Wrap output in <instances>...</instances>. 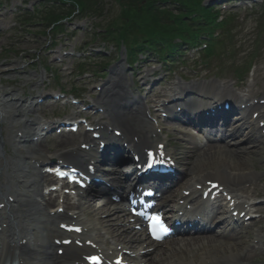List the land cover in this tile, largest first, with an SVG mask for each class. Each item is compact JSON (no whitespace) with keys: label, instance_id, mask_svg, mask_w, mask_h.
Listing matches in <instances>:
<instances>
[{"label":"bare ground","instance_id":"bare-ground-1","mask_svg":"<svg viewBox=\"0 0 264 264\" xmlns=\"http://www.w3.org/2000/svg\"><path fill=\"white\" fill-rule=\"evenodd\" d=\"M157 74L158 73H154L151 76L143 78L144 86L153 83L151 79ZM94 85H98L97 80H94ZM208 87H211V89H205L207 87L204 86L183 89L180 94L182 97L172 99L170 104H175V108L181 107L183 105L180 103L188 102V98L185 99L184 97L189 96V98H192L189 104L183 106V109L186 110V114L181 115L188 117L190 115L203 113V110H208L210 106L213 105V102L217 101L218 104L222 101V97L224 96H227L226 99L223 100L224 102L232 96L225 88L215 83L208 85ZM162 95L164 96V94ZM233 97H235V95ZM160 99L159 97L157 101L159 102ZM17 103L13 105L8 103L13 110L8 119L9 130L7 140L9 144L15 148L13 153L15 154L14 156L11 155L8 157L5 153V139L1 137L0 133V198L2 200L14 199V202L9 205L7 210L0 212V264L5 262L9 253L15 252L20 264H71L75 261H79L80 255L77 252V248L85 254L84 248H76L75 245L64 248L62 245L58 247L55 244L56 240L67 238V235L62 233L59 228L62 223L66 222L83 226L85 229L84 237L87 240L97 243L99 247H105L108 251H112L113 248L117 250L120 246L126 249L136 243L137 237L134 235L132 225L129 224L128 220L125 219L124 221H120L119 219V221H114L113 219V214L121 213L122 216H124L123 214L125 211L120 208H113L111 205L99 207L97 203L93 201L89 204L88 208H84V204H81L78 208L79 212L73 217H69L67 214L51 215V211L54 210L51 209L50 211L49 208H52L51 203L54 207L56 200H50L49 202L45 200L46 202H43L42 186L43 182L46 180V176L42 174L37 167L41 166L43 163L50 162L52 158L41 154V152H43L42 148L44 147L43 142L33 148L27 149V147H25L29 142V132L36 130L35 128H37L36 124L38 121H24L25 116L22 111H20ZM141 104L140 99H131L129 97V90L126 82L123 80L113 82L111 90L106 92L104 99L98 101V106L99 109L108 114V119H111V125L123 132L124 142L118 138L110 139L106 153H97L95 156V149H97L98 143L96 140H91L90 135L86 133L64 138L62 140V146L59 147H63V151H65L69 145L76 147L78 142L86 143L91 147L90 151H78V149L77 153L81 154V156L88 157L90 161L99 159L105 164H114V162L123 160V153L124 155L129 152L137 153L140 151V148L146 149L155 147L153 146V141L159 137L157 131L153 130V126L144 119L145 115L142 114L140 110ZM1 108L0 120L6 119L5 117L8 113L6 111L7 106H2ZM260 108L259 106H255L243 112L233 111L230 114L217 111L213 114V117H209V121L212 125L227 128L236 120V118L232 120L231 117L237 116V118L240 119V121L236 123L239 127L232 134V139L237 140V136L239 135L245 136L246 143L251 146V149L242 151L241 148H239V152L236 150L222 149L219 145L227 142L226 137L223 136L222 139H218L214 145L201 151V157L206 160H204L203 163L197 160V172L195 167L187 169L185 174L188 179L186 184L183 185L182 190L194 191L196 186H204L206 182L215 181L227 188L238 200L240 199L236 190L242 191L247 195V198L264 197V191L254 185L256 180L263 181L264 177H261L259 173H257L256 169L253 167V161L248 157L252 154L261 153V149L256 146L264 142V135L261 134V136L259 135L256 137L251 133L245 132V128L248 125H250V128L255 127L258 132H263L264 114H259ZM255 114H259L256 121L253 119ZM249 116H251V118H249ZM14 131L16 133L15 136ZM135 140H138V142ZM123 144H126L127 147L123 146ZM59 147L52 150H56ZM44 148L48 151L50 150L46 147ZM118 148H121V152L119 151L120 154L112 155L111 151ZM60 157L75 161L70 152L61 153ZM262 168H264V166H262ZM10 169H12L11 173ZM101 173L104 178H108L103 172ZM181 174L176 173L174 176L169 177L168 180L172 182L180 178ZM138 176L139 175L135 171L123 175L126 183L119 187L120 184L116 182V191L122 190L124 185L126 188H129L131 183L139 178ZM134 177H136V179L127 183V180H131ZM115 181H117V179H115ZM245 184H251L252 189L245 187ZM182 190L180 193L177 192L173 196L167 198L163 203L173 201L176 202L180 209H183L184 206L179 205V202L187 204L194 200V207L196 210L193 212L192 216L197 218V216L202 215L201 221H206L207 223L204 227H201V231L212 229L219 221V216L223 215L225 216L224 222L227 225L225 234H227V232L228 234L222 237H210L213 239L209 241L199 239L191 243L171 242L168 244V250H164L163 248L157 249L156 253L152 256L153 259L151 260V264H253V262L262 255L255 249L244 251L243 246H246L244 236L245 234H249L243 232L244 228H232L239 223H235L232 217H227L229 204L225 206L221 201L217 203H208L201 200L197 201L196 192H192L189 197H186L183 196ZM246 204L248 203H244L243 207L238 206L241 212L245 211L244 208ZM66 206L67 209L70 208L68 205ZM58 208L59 206L57 209ZM263 210L262 207H256L257 213L262 214ZM233 212L236 211L234 210ZM88 213L98 218L92 220L89 218ZM105 214H109V216L105 218L100 217V215ZM263 222L264 217L262 216L260 220H255L252 224L254 226H259ZM112 223L116 224L112 225ZM118 223H121L120 227ZM194 227L196 226L194 225ZM98 228H101L105 233L96 234ZM116 233H119V238L117 243L114 244L110 242V239L111 237H115ZM226 237H229V239H225ZM69 238L71 241L73 239V244H75V237L71 239L69 236ZM259 239L261 241L263 240L261 237L257 236L254 243ZM207 245H209V247H207ZM196 247H199V251L197 252L195 251ZM58 250H65V254L62 257L57 256L56 252H58Z\"/></svg>","mask_w":264,"mask_h":264},{"label":"rangeland","instance_id":"rangeland-1","mask_svg":"<svg viewBox=\"0 0 264 264\" xmlns=\"http://www.w3.org/2000/svg\"><path fill=\"white\" fill-rule=\"evenodd\" d=\"M218 1V0H217ZM216 0H208L207 5H211ZM112 3L114 1L112 0ZM111 3V4H112ZM111 4H109L108 9L111 14H109L108 18H106L105 23H109L111 20L117 18L120 14L119 6H113L111 8ZM34 4L30 6V11H33ZM23 4L20 0H4L3 3L0 5V81L3 82V85L0 84V87H6L8 89H22V92L18 94V98H22L23 102H27L31 100L32 102L35 101L34 98L39 96V92L44 95H49L51 93H59V90L62 89L64 92H68L74 85L78 87L84 88L88 82L98 79L99 83L97 87L92 88L90 86V91L86 94L87 101H94L98 100L100 97V93L98 92L99 87L102 85H107L106 83L112 79L113 76L105 77L104 79L100 78H81L76 80L77 77V70H76V62L75 58L71 56H66V54H70L73 51H77L81 46L84 45L83 41L85 40V31H79V34L76 35L77 37L74 39L64 38L62 44H59V49L57 51H49L51 49V40L49 37H38L36 34L39 33V29H31L32 35H30L29 31L24 28L20 27V20L18 18L24 14L23 12ZM102 21H100L101 23ZM97 21L91 20H75L74 24L72 25L79 27V29L87 28L91 30L95 24H98ZM74 30L73 28L71 31ZM74 32V31H73ZM63 38V37H61ZM60 38V39H61ZM99 41L96 43H91L93 45H97ZM106 48V47H104ZM115 50L112 47H107V52H112ZM116 51V50H115ZM57 52V54H55ZM60 52V54H58ZM117 54V51H116ZM179 63L174 67L165 68L159 63V59L153 57L148 64L143 67V75L141 78L137 79L131 74L127 69L121 75L124 81L127 82L128 85L132 87L131 92L140 88L143 85V77H146L151 72H160L159 77L157 78V84L155 85V90L152 92V96L155 97L156 95H160L161 92H166L165 97L170 100L169 95H171V89L175 86L178 82H180L183 78H188L193 76L197 73L205 74L209 73L207 71V67L201 66V57L200 55H195L193 52H189L186 54V57L183 59L177 60ZM63 62V63H61ZM55 64L57 68L55 67ZM7 68H12L14 73H8L6 75H2V72L5 71ZM46 68L49 71L46 72ZM138 68V67H137ZM138 70V69H137ZM167 70H171V73H166ZM213 75V74H212ZM234 73L232 71L226 72L224 76V81L218 82L216 80L210 81H199L198 79H193L192 82L195 83H205V82H216L218 84L226 83L227 88L235 94L243 96L245 98L254 97L257 99H264V61L260 63L258 68H256V75L244 85V90L236 89V82L234 81ZM57 76V77H55ZM45 77V81L42 82L41 78ZM60 79L58 82L57 80ZM9 81V83H7ZM183 81V80H182ZM10 85H12L10 87ZM34 85H39V88L36 89ZM10 87V88H9ZM151 87L144 91V93H136L135 96L137 98L146 99L147 91H149ZM96 95V96H95ZM23 96V97H22ZM23 108L25 104H22ZM68 109H62L60 105H56L55 108L50 107V103H47V106H43L41 111L37 112V116L44 117L41 114L46 112V115L51 113V119L53 117L61 116L62 114H67L66 111ZM62 112V113H61ZM70 114V113H69ZM35 114L28 115V118L31 117L33 119L36 118ZM84 117V116H82ZM103 116H97L96 119L101 121ZM8 125V122H7ZM8 126H5L4 131L8 130ZM248 128V127H247ZM231 132V131H230ZM251 132L253 130L251 129ZM256 131L253 132L256 135ZM7 134V132H6ZM238 140H229V144L227 149H232L236 151H240L239 148L242 144H239L240 136ZM50 143L47 142L46 146L48 148L52 147L50 145H55L56 142L61 143L62 140L60 137L56 135L50 136ZM56 140V141H52ZM251 147H242V151L249 150ZM51 149V148H50ZM260 154H252L248 156L253 161V167L256 169L261 176H264V168H262L263 161H264V146H262ZM44 153L45 149L43 148ZM61 150V149H59ZM174 150V149H172ZM49 153H54L53 151H49ZM56 153V152H55ZM54 153V154H55ZM204 160L201 161L203 163ZM190 161H186L185 164H188ZM200 164V163H199ZM184 168V167H183ZM112 170V169H111ZM113 171V170H112ZM198 168L196 169V172ZM260 187L264 189V182L261 184ZM264 199L260 202L263 203L261 205L264 206ZM259 227H264V223L258 227L252 228V234L250 237L253 240L256 238L257 234H261L264 238V231L260 233ZM218 230V229H217ZM224 231V227L219 233ZM246 237V243L249 241L248 237ZM210 239V238H208ZM252 240V241H253ZM251 241V242H252ZM249 243V246H253V243ZM261 251L264 249V244L257 246ZM245 250V246H243ZM198 251V248H196ZM254 264H264V255L257 258Z\"/></svg>","mask_w":264,"mask_h":264},{"label":"trees","instance_id":"trees-1","mask_svg":"<svg viewBox=\"0 0 264 264\" xmlns=\"http://www.w3.org/2000/svg\"><path fill=\"white\" fill-rule=\"evenodd\" d=\"M71 1H74L73 3L76 6H79L82 13L97 11L96 7H98V5L96 6V4L93 3V0H71ZM177 1L180 4V6H182L184 9L189 11L190 7L191 6L193 7V3L195 0H177ZM123 6L125 8H127V7H131L132 4L131 3L130 4H123ZM138 6H134V8H131L129 10V12H131L132 10L135 11V13L133 15H130L129 12H126V14H125V15L129 14L128 18L126 19L127 23H125V24H127L126 25L127 27L123 28L124 32L126 33L125 35H123V38L127 37V41H128V37H130L132 35V34H129V31H136L137 25H138L139 30L143 29V27L139 26V23L137 24V22L135 20L139 19L141 22H143V21L146 22V21H148V19L152 15V11L149 10L148 8L140 10V9H138ZM52 16L54 17L53 22L58 21L60 19V17L57 16L56 13H53ZM50 17H51V15L48 16L47 20H49ZM163 21L164 20L159 19V17H155L154 27H153V30L150 32L151 37H149L151 40L148 42L151 44V46L162 45L163 44L162 42L165 41L167 38H169V36H165V35H166V33L169 35L170 31L168 30L165 33L159 24V23H163ZM131 22H133V23L130 26ZM156 37H158V38H156Z\"/></svg>","mask_w":264,"mask_h":264},{"label":"snow or ice","instance_id":"snow-or-ice-1","mask_svg":"<svg viewBox=\"0 0 264 264\" xmlns=\"http://www.w3.org/2000/svg\"><path fill=\"white\" fill-rule=\"evenodd\" d=\"M154 219L156 220L157 224L160 225L162 230L166 231V229H164V227H163V224H162V221L160 220V218L159 217H155ZM76 230L79 231V229H76ZM154 235H155V232H154ZM156 238L159 239L160 237L157 236ZM91 259L93 260V264H101V262H100L98 257H92Z\"/></svg>","mask_w":264,"mask_h":264}]
</instances>
